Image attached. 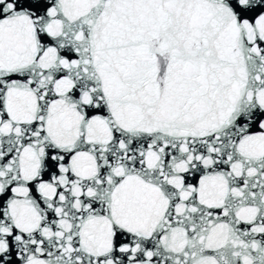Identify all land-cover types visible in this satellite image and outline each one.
Listing matches in <instances>:
<instances>
[{
	"label": "snow or ice",
	"instance_id": "1",
	"mask_svg": "<svg viewBox=\"0 0 264 264\" xmlns=\"http://www.w3.org/2000/svg\"><path fill=\"white\" fill-rule=\"evenodd\" d=\"M0 264H264V0H0Z\"/></svg>",
	"mask_w": 264,
	"mask_h": 264
}]
</instances>
